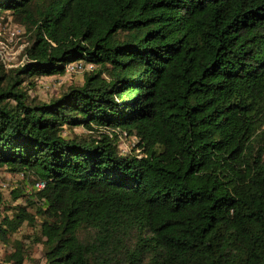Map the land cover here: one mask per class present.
<instances>
[{
	"label": "trees",
	"instance_id": "trees-1",
	"mask_svg": "<svg viewBox=\"0 0 264 264\" xmlns=\"http://www.w3.org/2000/svg\"><path fill=\"white\" fill-rule=\"evenodd\" d=\"M6 13L28 44L0 64V167L31 189L0 212L5 263L41 242L47 264H264V0H0ZM73 63L93 66L81 85L29 93ZM25 224L40 236L17 237Z\"/></svg>",
	"mask_w": 264,
	"mask_h": 264
},
{
	"label": "rangeland",
	"instance_id": "rangeland-1",
	"mask_svg": "<svg viewBox=\"0 0 264 264\" xmlns=\"http://www.w3.org/2000/svg\"><path fill=\"white\" fill-rule=\"evenodd\" d=\"M27 44V38L24 36V28L16 23L9 13H6L0 21V64H4L7 69L22 65L24 48ZM88 70H90L89 67H82L76 68L64 75L38 78L36 87L30 89L29 93L40 101L48 102L52 98L60 96L71 85H81L84 82V74ZM99 132H90L83 127H76L73 129L67 128L65 134H78L82 137L89 138L88 135L97 136ZM135 142L132 138L122 136L120 139L121 151L125 153L132 152ZM136 152H139V150ZM14 188L31 189V184L30 181L24 180L22 174L14 173L0 167V212H3L12 200L11 192ZM20 202H23V199L14 202V205ZM24 233L31 235L32 238L40 236L38 228L34 229V227L27 224L21 228L16 236L22 238ZM32 246L31 255L26 264H47L44 245L40 242L36 245L32 244ZM6 250L7 248L0 244V264H9L3 261Z\"/></svg>",
	"mask_w": 264,
	"mask_h": 264
},
{
	"label": "built area",
	"instance_id": "built-area-1",
	"mask_svg": "<svg viewBox=\"0 0 264 264\" xmlns=\"http://www.w3.org/2000/svg\"><path fill=\"white\" fill-rule=\"evenodd\" d=\"M85 64H83V63H73V64H70V65H68V67H67V73L68 72H70V71H73L74 69H76V68H82V67H89L90 69H92L93 68V66L91 65V64H88V65H85ZM44 182H37L36 183V186L38 187V188H43L44 187Z\"/></svg>",
	"mask_w": 264,
	"mask_h": 264
}]
</instances>
